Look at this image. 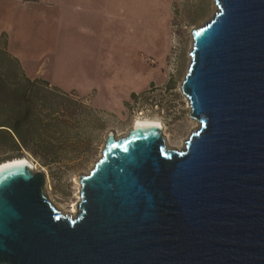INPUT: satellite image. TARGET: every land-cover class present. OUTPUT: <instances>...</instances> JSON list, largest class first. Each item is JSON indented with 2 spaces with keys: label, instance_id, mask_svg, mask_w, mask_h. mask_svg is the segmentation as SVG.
I'll return each instance as SVG.
<instances>
[{
  "label": "water",
  "instance_id": "water-1",
  "mask_svg": "<svg viewBox=\"0 0 264 264\" xmlns=\"http://www.w3.org/2000/svg\"><path fill=\"white\" fill-rule=\"evenodd\" d=\"M182 82L199 123L108 134L76 215L26 159L0 166V264H264V0H215Z\"/></svg>",
  "mask_w": 264,
  "mask_h": 264
},
{
  "label": "rangeland",
  "instance_id": "rangeland-1",
  "mask_svg": "<svg viewBox=\"0 0 264 264\" xmlns=\"http://www.w3.org/2000/svg\"><path fill=\"white\" fill-rule=\"evenodd\" d=\"M216 10L215 0H0V32L26 73L81 104L67 138L76 148L51 165L29 152L23 157L46 174L47 193L63 213L77 207L79 180L110 132L122 137L138 119L156 120L168 146L184 149L199 128L181 88L192 30Z\"/></svg>",
  "mask_w": 264,
  "mask_h": 264
},
{
  "label": "trees",
  "instance_id": "trees-1",
  "mask_svg": "<svg viewBox=\"0 0 264 264\" xmlns=\"http://www.w3.org/2000/svg\"><path fill=\"white\" fill-rule=\"evenodd\" d=\"M8 44V34L0 32V153L10 152L0 164L29 152L51 165L62 151L77 147L67 138L77 126L81 104L48 80L30 77ZM82 106L94 113L93 107Z\"/></svg>",
  "mask_w": 264,
  "mask_h": 264
},
{
  "label": "bare ground",
  "instance_id": "bare-ground-1",
  "mask_svg": "<svg viewBox=\"0 0 264 264\" xmlns=\"http://www.w3.org/2000/svg\"><path fill=\"white\" fill-rule=\"evenodd\" d=\"M200 27V26H199ZM197 28H198V26H197ZM190 104V103H189ZM191 107V106H190ZM142 125H157V126H160V127H162V125H161V123H159V122H157L156 120H151V119H138L137 121H136V123H135V125H134V127L135 126H142ZM117 137V136H116ZM20 159H26V158H18V159H12V160H14V162H16V161H18V160H20ZM27 160V159H26ZM8 163V162H11V160H8V161H5V162H3L4 164L5 163ZM31 163V162H30ZM4 164H0V166L1 165H4ZM76 212H78V208L77 207H75V208H73L72 210H70L68 213H70V214H75Z\"/></svg>",
  "mask_w": 264,
  "mask_h": 264
}]
</instances>
